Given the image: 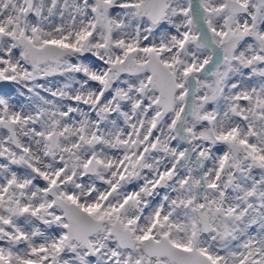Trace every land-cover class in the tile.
<instances>
[{
    "label": "snow or ice",
    "instance_id": "snow-or-ice-1",
    "mask_svg": "<svg viewBox=\"0 0 264 264\" xmlns=\"http://www.w3.org/2000/svg\"><path fill=\"white\" fill-rule=\"evenodd\" d=\"M0 264H264V0H0Z\"/></svg>",
    "mask_w": 264,
    "mask_h": 264
}]
</instances>
